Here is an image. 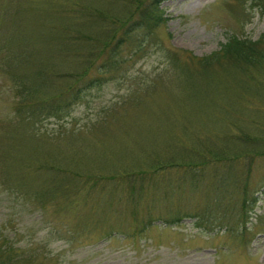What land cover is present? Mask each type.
<instances>
[{"label":"rangeland","instance_id":"rangeland-1","mask_svg":"<svg viewBox=\"0 0 264 264\" xmlns=\"http://www.w3.org/2000/svg\"><path fill=\"white\" fill-rule=\"evenodd\" d=\"M151 1L0 0V244L18 264H264V43L256 64L221 50L262 36L259 0H164L103 67L117 19ZM68 24L78 48L59 51Z\"/></svg>","mask_w":264,"mask_h":264},{"label":"trees","instance_id":"trees-1","mask_svg":"<svg viewBox=\"0 0 264 264\" xmlns=\"http://www.w3.org/2000/svg\"><path fill=\"white\" fill-rule=\"evenodd\" d=\"M162 1H164V0H152L151 2H149L147 6L142 8V10L144 12L142 17L140 14V16L137 17L136 19H133V16L131 17L130 15L128 16L129 18L126 17V18L121 19V20L117 19V23L119 25L118 30L114 33L109 32L108 35L104 37L102 46L99 47L97 53L95 54L96 57L100 56V55H102V57H104V59H103L104 60L103 65L104 66L103 67H108V69H111L113 66L116 65L115 57H116V55H118L117 51H120L119 45L120 44L125 45L129 41V35L131 33L130 29H134V28L139 27V29L143 31L141 26L145 24V27H147V28H145L144 31H146L148 33L152 27H155L160 22V20L162 19V17H161L162 12H161L159 5ZM131 2L133 3L134 8L136 9L138 4H139V0H131ZM259 7L263 11V14H264V0H259ZM71 12L69 15L70 18L73 15ZM130 18L134 20V22H132L131 25H130V22L132 20L129 22ZM112 22H116V20L113 19ZM134 24H136V27H134ZM71 25L72 24H68V26H65L60 31H57L55 28L53 30L54 35L50 36L54 40L53 45H55L59 49V51H64V50H66L65 48H67V47L71 48V46H74L75 43H77V41H78V38L75 34L78 32L76 30L72 29ZM128 30H129V32L127 33V35H125V33ZM56 32H57V34H56ZM142 34H143V38H145L146 33L143 32ZM119 36H121L119 38V40L121 39V43L116 44L115 38L116 37L118 38ZM78 43H80V41ZM262 43H264V32H263L262 36L256 41H251L248 38H240L239 36L234 35L221 47V50H222V52H224V54L233 55V58L240 59V61H242V62H239V63L244 64L243 62H253L255 60V58L258 56V52L262 53L261 48H260V45ZM84 44H86V40L83 41V45ZM74 48L77 50V48H78L77 44L74 46ZM82 56L86 58V55L85 56L82 55ZM89 56L90 55L88 54L87 55L88 61L91 58ZM85 58L83 60H85ZM253 64H256V63L253 62ZM83 67H84V69L79 72L81 75L79 76L78 80L76 81L77 86H75V88H74L75 92H74L73 96L76 99H77V97H79L80 92L82 91V88L80 89V85L77 84L78 82L80 84L84 85V87H86L85 84L90 85L91 83H95V81L97 82V78H98V76H97V78H89L88 77L90 70H92L90 65L88 66L86 64V65H83ZM12 79L17 80L19 82L21 81L20 78L18 77V75L13 76ZM26 84H28V83L24 82V85H26ZM70 88H72V85L70 86ZM32 89H33V91H35V88H32ZM35 93H36V91H35ZM23 95H25L27 97V95L23 94L22 90H20V88H19V91L16 93V96L18 97V103H20V104L25 103V102H23V100L26 101V99L23 97ZM161 168H162L161 166L158 167V169H161ZM22 257L23 256H20V255L13 253V249L11 248L10 244H8V246H6L5 249H3L2 245L0 244V264H18V262H20L22 260Z\"/></svg>","mask_w":264,"mask_h":264}]
</instances>
